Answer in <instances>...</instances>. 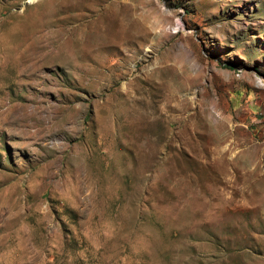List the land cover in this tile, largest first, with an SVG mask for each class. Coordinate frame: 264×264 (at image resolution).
<instances>
[{"label": "rangeland", "instance_id": "374dc122", "mask_svg": "<svg viewBox=\"0 0 264 264\" xmlns=\"http://www.w3.org/2000/svg\"><path fill=\"white\" fill-rule=\"evenodd\" d=\"M0 264H264V0H0Z\"/></svg>", "mask_w": 264, "mask_h": 264}, {"label": "bare ground", "instance_id": "6f19581e", "mask_svg": "<svg viewBox=\"0 0 264 264\" xmlns=\"http://www.w3.org/2000/svg\"><path fill=\"white\" fill-rule=\"evenodd\" d=\"M207 203V202H206Z\"/></svg>", "mask_w": 264, "mask_h": 264}]
</instances>
